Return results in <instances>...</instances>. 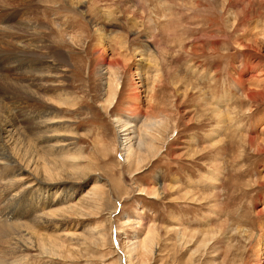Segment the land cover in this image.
<instances>
[{"label":"rangeland","instance_id":"374dc122","mask_svg":"<svg viewBox=\"0 0 264 264\" xmlns=\"http://www.w3.org/2000/svg\"><path fill=\"white\" fill-rule=\"evenodd\" d=\"M33 1L47 26L42 34L68 65L52 87L62 83L70 101L53 104L57 124L41 135L57 137L60 152L29 134L4 136L21 167L10 184L0 182V194L7 187L23 203L36 191L43 224L0 227L32 223L36 243L59 246L36 247L25 225H12L26 248L1 244L0 264H264V0H64L87 32L73 18L58 20L71 11H53L55 1ZM82 32V47L66 36ZM101 36L99 67V54L86 55V46ZM140 54L142 82L154 87L148 96L146 86L139 91L142 109L133 110L128 75ZM101 68L105 80L114 70L124 81L111 107ZM145 117L162 125L145 131ZM119 118L152 149L136 148ZM36 179L45 184L41 195Z\"/></svg>","mask_w":264,"mask_h":264},{"label":"bare ground","instance_id":"6f19581e","mask_svg":"<svg viewBox=\"0 0 264 264\" xmlns=\"http://www.w3.org/2000/svg\"><path fill=\"white\" fill-rule=\"evenodd\" d=\"M16 1L19 2L20 0H0V176H2V178L0 179V182H5L6 185L10 184L13 181V177L16 176L17 171H20L21 166L12 157L13 155L11 156L10 153H8V146L6 144H3V141L5 139L4 136L6 135L7 137L8 135L12 134L15 136L26 138L27 137L26 134H29V136L35 137V141L37 145L42 146L43 144L44 146H47L46 148L49 149L50 154L60 152L56 149L57 144L58 143L60 144L59 142L60 140H58L57 137H53L54 135H52L49 137H43L42 139L41 135L44 134V136H47L49 133H52V131H49V130L53 127V123L54 124L56 123L54 120L57 116V111H56L57 109L53 108V104L61 105V104L68 103V101H70L68 100L67 95L65 96L64 87L61 86L62 83L61 85H54V87H52L54 82H56L57 80L56 73L60 69V66L64 67L67 65L65 54L62 51H60L58 47H55L49 40H47L44 34H42L41 29L42 28L45 29L47 26H46V23H44L42 19L38 17L39 9L37 6L33 5L35 2L33 0H23V4H21L20 6L19 3H17ZM91 1H93V3L95 4L97 2V0H91ZM53 2L54 4H56L55 6H57V8L55 9L54 7L52 8L53 11L61 10V14H62V11H65V12L71 11V13L69 12L68 14H63L61 18H58V20L64 19L65 22H67L66 24L68 25V23L73 22L71 20V18H73L75 22L79 21V26L84 27L85 31L87 32L86 25L85 23L81 21L82 17H80L78 14L79 13L78 9L74 8L72 10H69L66 6L63 7L64 0H53ZM53 26L57 27L55 30V34H57L59 37H62L61 33L63 32L60 27L61 25L58 26L55 23L53 24ZM85 33L82 32V35H80L76 39H72V36H70V34H66V36H68V38L70 39V42L73 41L74 45L82 47L80 43L84 39L88 38L87 37L88 33L87 34ZM102 38L104 40V36L103 37L101 36L98 38L95 44H93L92 46H89V45L86 46L87 47L86 55L87 54L89 55L91 52H95L99 54L98 55V58H99L98 66L99 67H102L104 64H106V58H105L106 50L104 48L105 45L103 46ZM119 44H120V47H119L120 49L124 50L127 47V46L125 47L123 46L126 44V42L124 43L120 41ZM65 46L66 45H64L63 47ZM71 48L74 51V47H71ZM137 54H139V52ZM140 55L143 56V54H140ZM145 59L146 58H144V56L139 58L138 61L141 60V62L139 63L137 62L138 64L134 66L135 73H130L131 72L130 71L128 75L129 85L132 87V94L130 96V99L132 102L133 110L135 108L136 109L141 108L140 93L143 91H145L146 93V89L143 91L141 90L142 88L146 86V84H144L145 81L142 82L145 78L144 77L145 72H143L144 71L143 68L145 66L143 65L142 61ZM118 64L119 63L117 61L116 65ZM114 66L115 65L112 64L113 68ZM116 67H115V70H118V66ZM99 70H100L99 71V77H100L99 81H101L100 86L102 88H104V86L106 85L108 86L109 96L107 99V103L109 104L108 106L111 107L113 106L112 104L114 102L115 104H117V100L120 96L118 95V92H120V89L122 88L124 84V81H120L122 80V75H120L118 72L114 70L112 72H109L110 73L109 78L107 77L108 79L105 80L106 77H104L105 74L103 73L102 68ZM66 73L67 72H65V75H64L65 78H66ZM136 79H138V82H136ZM152 87L154 86H151V87L149 85L146 86V88L148 89L147 96L150 92L149 90ZM139 91L141 92L139 93ZM26 92L28 94V97L26 98V100H29L28 102L27 101L25 102L23 98ZM115 104H114V107H115ZM115 123L117 124L120 130L124 128L127 129V127L132 128L133 135H134L135 130L133 129L132 125H130L129 121L122 120L121 118H119L118 120L115 119ZM161 125H162V121L160 120L157 121V120L149 119L146 117L142 121V127L145 131H151L153 128H159ZM123 131L124 130H122L121 132ZM135 137H136V141H135L136 148H141L142 146L146 145L148 146V148L152 149V143L145 142L148 137L144 135L135 136ZM131 147L132 146L130 144L127 147V150L130 151ZM34 149L35 148H33V150ZM48 169L50 170V168ZM34 182H37L36 184L37 193L39 192V195H41V193H44V191H46V188L45 189L42 188V186L45 187V184L42 183L43 181L41 182V180L36 179ZM7 190H9V188L5 187V189H3L2 193L0 194V209H2L3 211V212H0V226L1 227L7 226L6 223L11 220L15 221L16 223L24 220L26 222H33V224L34 223L36 224L39 223V225L43 224V223H40V219L38 217H35L37 213L36 210H39L38 207L40 206V204H42L39 201L40 198L36 197L35 195L36 191L33 192L34 194L33 199L31 200L25 199V201L22 203L15 196H11ZM73 206L75 207V205ZM75 209H77V207H75ZM29 213L30 215H28ZM32 217H35V218L33 219ZM31 224L30 225L11 224L9 226L10 227L9 230L7 228L2 229L0 227V245L5 244V245H1L3 250L5 249L4 246L6 245L8 247L13 246V248H15L17 246L16 248L25 249L26 247H24V244L21 241H22V238L28 237V241L29 242L31 241V243H34L36 247H40L41 249H46V250L48 249L49 251L52 250V252H54L55 249H57L56 247L59 245L55 241L45 240V239H39L38 243H36L34 239L36 236L34 237V234L36 233L35 231L38 226L34 224V226L35 225L37 226L35 229L33 228V226L31 227ZM12 225L16 228L20 227L21 228L20 230H22L25 227L24 229L27 231L26 236L23 235L24 236L23 237L21 235L22 233L20 234V233L15 232L14 234L13 232L16 229L13 230ZM23 225L25 226L22 227ZM14 236L17 239H15ZM7 237L9 238L12 237L13 239L12 238L11 240L6 239ZM8 240H10V242ZM12 241L14 243H11ZM47 246L48 248H46ZM13 250H15L16 252L17 249H10L11 252ZM19 251L21 252V250ZM3 252L5 253V251ZM11 252H9V254H11ZM6 253L8 254V251ZM11 255H14V254H11ZM2 260H5V259H2Z\"/></svg>","mask_w":264,"mask_h":264}]
</instances>
